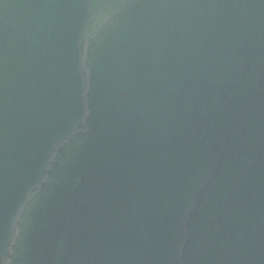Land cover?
Returning a JSON list of instances; mask_svg holds the SVG:
<instances>
[{
    "label": "water",
    "instance_id": "1",
    "mask_svg": "<svg viewBox=\"0 0 264 264\" xmlns=\"http://www.w3.org/2000/svg\"><path fill=\"white\" fill-rule=\"evenodd\" d=\"M0 264H264V0H0Z\"/></svg>",
    "mask_w": 264,
    "mask_h": 264
}]
</instances>
